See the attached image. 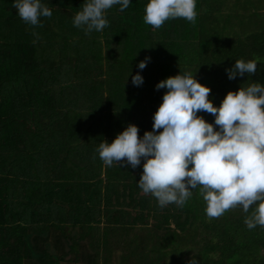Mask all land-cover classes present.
I'll list each match as a JSON object with an SVG mask.
<instances>
[{
  "label": "trees",
  "instance_id": "1",
  "mask_svg": "<svg viewBox=\"0 0 264 264\" xmlns=\"http://www.w3.org/2000/svg\"><path fill=\"white\" fill-rule=\"evenodd\" d=\"M85 2L41 0L52 16L31 26L0 0V264H264V227L244 223L256 205L210 219L193 189L184 207H160L138 186L144 158L108 167L97 151L129 124L153 130L169 76L193 73L217 107L264 85V0H196L195 24L159 29L144 22L147 0H130L90 33L72 22ZM257 57L255 74L228 78Z\"/></svg>",
  "mask_w": 264,
  "mask_h": 264
},
{
  "label": "clouds",
  "instance_id": "2",
  "mask_svg": "<svg viewBox=\"0 0 264 264\" xmlns=\"http://www.w3.org/2000/svg\"><path fill=\"white\" fill-rule=\"evenodd\" d=\"M120 5L124 11L130 0H86L73 18L77 28L86 33L102 31L108 25L106 10ZM14 8L22 21L42 26L40 18H50L52 11L41 0H15ZM182 18L195 24L196 0H147L144 22L155 29L165 21ZM149 58H146V60ZM146 60L139 62L144 69ZM255 60H235L226 69L228 78L235 79L257 72ZM140 86L142 76H132ZM167 89L153 115L152 131L138 135V127L129 124L109 143L101 142L97 149L105 166L127 164L136 168L144 158L138 186L144 194L155 197L160 207L175 204L184 207L193 196V189L206 202L208 218H219L225 212L241 207L248 229L264 227V85L258 82L229 90L220 105L209 99L210 88L185 72L169 76L156 84ZM207 112L212 123L198 116ZM190 264H197L192 258Z\"/></svg>",
  "mask_w": 264,
  "mask_h": 264
},
{
  "label": "rangeland",
  "instance_id": "3",
  "mask_svg": "<svg viewBox=\"0 0 264 264\" xmlns=\"http://www.w3.org/2000/svg\"><path fill=\"white\" fill-rule=\"evenodd\" d=\"M143 159V158H142ZM132 211H134V209H132ZM59 264H63V263H59Z\"/></svg>",
  "mask_w": 264,
  "mask_h": 264
}]
</instances>
